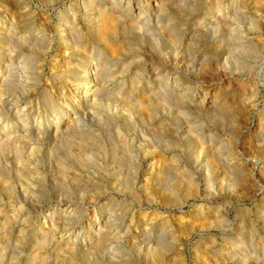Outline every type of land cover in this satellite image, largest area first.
<instances>
[{"label":"rangeland","instance_id":"374dc122","mask_svg":"<svg viewBox=\"0 0 264 264\" xmlns=\"http://www.w3.org/2000/svg\"><path fill=\"white\" fill-rule=\"evenodd\" d=\"M138 1L147 5L142 17L150 33L159 16L171 17L178 38L190 32L185 43L150 38L165 65L179 68L176 87L190 95L156 92L154 112L170 124L156 134L150 157L123 162L122 144L146 142L133 134L144 128L132 110L130 67L117 65L104 82L93 79L103 52L90 43L81 0H0V264H264V0H177L163 13L153 0ZM80 45L85 61L65 54ZM142 53L123 61L142 63ZM68 62L80 72L66 73ZM203 93L207 101L218 97L216 111L198 109ZM112 115L130 120L109 125ZM211 155L219 169L205 167ZM190 174L223 195L231 216L224 229L185 242L175 228L179 215L188 218L205 204L188 194ZM146 213L154 226L146 220L134 227ZM109 216L113 232L127 233L128 242L96 260L86 251L95 224Z\"/></svg>","mask_w":264,"mask_h":264},{"label":"bare ground","instance_id":"6f19581e","mask_svg":"<svg viewBox=\"0 0 264 264\" xmlns=\"http://www.w3.org/2000/svg\"><path fill=\"white\" fill-rule=\"evenodd\" d=\"M176 1L177 0H153L150 3V6L156 9L158 13L159 12L163 13L164 11L168 10V7L176 6V3H177ZM81 2H82L83 7L86 9L85 10L86 16L84 20L86 21V24L91 29L90 43L92 45L93 43L97 44L100 50L103 52L102 59H103L104 64L101 70L99 71V73L95 74L93 79L95 81L99 80V81L104 82L109 77V72H112L113 70H115V68L117 69V65L122 66V67L120 66L121 71H123L125 67H130V70L128 71V73L125 74V76H126V79L128 80L127 84L129 86L130 91L132 92V94L135 95L137 99V103L132 104V110L135 112L134 114L137 118L136 121L138 120V122H140L141 126H143L144 128L143 133H139V131H137L138 133H135L136 132L135 131L133 134H134L135 139H138L141 136H143L141 140H143L144 136H146L145 138L146 140H143V142L144 141L146 142L144 143L139 142L140 140L139 139L137 143L139 145H136L137 148L134 147L135 146L134 144H128V143H125L126 145L122 144L124 145L123 146L124 148L121 149L123 150V152H121L122 157L120 159H122L123 162H131L133 157H137V158L140 157L145 160L146 158L152 155L153 149H155L156 147L154 145L156 141L153 142L154 139L158 141V137L156 136V134L165 132L167 128L166 126H168L167 124L169 123L168 118H167L168 123L165 124L166 118L163 119L164 117L162 118L160 117L161 115L156 114L154 112V106L156 103V101H154L153 99L154 94L159 91L160 92H166V91L171 92L172 91L176 95H179L178 96L179 98H182V97H185L184 95L189 96L190 90L189 88H185V87L183 89L176 87L179 85V82H180L179 68L167 67L164 62L168 59L167 56L161 51L153 49V45L151 43L150 38L154 36L153 33L155 32H151V33L149 32L152 29L149 28V25H147L148 24L147 21L144 20L142 17L144 10L145 9L147 10V7H146L147 5L143 6L140 3L141 1H138V0H106V2H108L107 5L104 6L105 5L104 4L102 7L99 4L98 5L96 4V0H81ZM97 6H100V7H97ZM210 14L211 13L207 12L206 16L210 17ZM158 18L155 17V19H157L156 28L154 29V30H157L156 33L158 35H163V36L167 35L168 37L171 38L169 40L170 42L177 40V38L179 37L177 34V31H174L170 25L171 17L167 16L166 22H163L160 20L161 16H159ZM212 22H213L212 20L208 21V19L207 21H205L206 25L208 24L211 26L213 25L211 24ZM211 29L215 33L217 32L216 26L213 25ZM189 34L187 36L186 33L183 32V34L181 35V38H178V39L182 43H185L186 41L188 42L189 39L191 38L189 37ZM134 40H138L139 42H135ZM136 44H138L139 46L138 48H136L137 46L136 47L134 46ZM139 48L143 51L141 55L142 57L144 56V58L142 59V63L137 60L127 61V62L123 61L134 50L139 49ZM85 49L86 48L83 49L82 45H80L77 47H69L64 50H66L65 54L68 57L71 58L75 56L76 54H79L81 59L85 61L84 58L87 57V52ZM154 58L162 60L159 66L155 67V65H153L150 61H148L149 59H154ZM66 59H69V58H66ZM172 60L176 64L177 63L179 64L182 61L181 57L176 54L173 55ZM75 61L77 60L75 59ZM77 67H80V66L78 65L71 66L69 62L66 63L65 65L66 73L71 74L73 72L72 74H74L75 72V74H78V72L76 73V71L80 72V70ZM88 74H86V76ZM171 81L173 83V86H171ZM79 88H87V86L83 84ZM178 89H181V90L179 91ZM207 97L208 96L205 93L200 95L198 109H201L203 111L205 110V112L206 111L207 112L216 111L217 109L216 107H218L217 105L218 97L217 98L214 97L212 101L211 100L207 101ZM205 102H208V103L205 104ZM126 116L127 115L125 116L119 115L116 117H114L113 115L112 117L108 116L107 122L109 123V125H111L115 122L116 119H122V123L125 121L127 123L130 120V118ZM177 128L183 129L184 127L181 126ZM145 132L148 133V135H145ZM210 157H211L210 160H207L205 162V167L207 168L211 167L212 169H215V170L217 168L219 169V166L216 163L217 161L213 160L212 155ZM218 161H219L218 164H222L221 162L223 160L221 161L218 160ZM222 165L228 167L230 170L234 169V166H235V165L232 166L233 165L232 163H227V161L226 163ZM199 177H195L190 174L189 176H187L185 184L188 189V194L192 195L194 199L196 198V199L204 200L205 204L195 205L197 212L194 215L189 216L188 218H186L185 215H179V221L182 220V222H179L175 226L176 229L180 228L182 231L185 232V242H187L190 236L193 235L194 233L205 234V233H208L212 229L222 230L224 223L229 219V216H231L229 214L228 205L225 202L223 195L216 193L213 188L214 186L213 187L211 186L212 184L207 183L206 179L203 180V178L200 179ZM48 215L49 214L47 212L44 214V216H48ZM141 219L142 220H140L139 222L137 221V223L135 221L133 223V226L136 228H139L141 227L142 224H144L146 220H149L150 223H152V226H154V224L157 222L155 217H148L147 213L142 214ZM93 220H95V218ZM183 220L185 221L183 222ZM163 223H166V222L164 221ZM114 224L116 223L113 217L111 216H109L105 220L103 219V221L98 220L97 223L95 224L94 240L93 242L91 241L92 244L87 248L88 251L86 252L89 253L91 257L95 258L96 260H103L109 257L110 255L109 250L111 246L120 247L122 244L124 246V244L128 242L127 236H125L127 233H124V235H122L121 236L122 238H121L120 236L115 234L116 232L115 233L113 232ZM131 225L132 223L130 220L129 227H131ZM134 237L141 241L143 240V238L139 237V235H135ZM206 239L209 242H213L214 236L212 235L210 237L208 236L206 237ZM19 243H22V240H19ZM69 251L71 252V255L73 256L75 255V253H78L74 247L69 248ZM252 260H250L251 263L256 264L255 263L256 261L253 262Z\"/></svg>","mask_w":264,"mask_h":264}]
</instances>
